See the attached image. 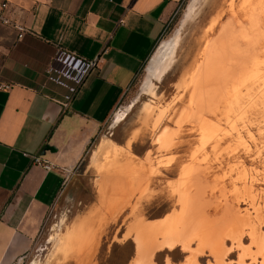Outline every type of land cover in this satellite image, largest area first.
<instances>
[{"label": "rangeland", "instance_id": "1", "mask_svg": "<svg viewBox=\"0 0 264 264\" xmlns=\"http://www.w3.org/2000/svg\"><path fill=\"white\" fill-rule=\"evenodd\" d=\"M240 3L241 0H183L165 23L161 37L104 124L103 138L128 151L136 162L146 161L154 172L147 185L144 184L146 188L134 191L128 206L114 220L110 218L106 213L108 200L109 197L114 200L118 192H110L109 197L102 200L97 185L98 167L93 163L91 166L90 161L93 146L79 166L67 174L61 193L48 211L26 258L13 264L33 261L56 264L53 252L56 239L89 233L104 218L106 223L96 251L90 262L84 264H129L136 255L133 232L127 233L134 225L132 209L138 200L141 218L148 223L164 220L171 212L178 214L181 206L190 201L193 211L199 213L195 222H199V227H211L214 237H223L225 249L233 247L228 231L243 219L241 249L229 251L224 264H237L242 250L251 254L255 251L249 238L252 228L259 233L264 245V106L247 113L246 101L250 98L256 71L248 69L245 75H229L222 92L215 95L200 121L188 122L179 132L175 124L188 104L191 75L202 62L205 47L218 38L219 31L234 19L232 17L242 21ZM258 58L256 68L264 77V50ZM117 115L120 117L115 120ZM164 129L171 131L172 143L177 144L168 151H160L156 141ZM125 156L118 157L119 164L125 163ZM105 161L113 162V158L103 161L101 158L99 162ZM183 170L192 172V186L178 201L172 194ZM129 178L134 182L138 175ZM195 246L194 242L190 245L191 249H196ZM188 254L179 246L163 248L153 253L151 261L152 264H167V261L180 264ZM250 259L245 257L244 264L262 262L261 258L255 262ZM197 263L214 264V260L205 253L197 257ZM62 264L78 262L69 257Z\"/></svg>", "mask_w": 264, "mask_h": 264}, {"label": "crops", "instance_id": "2", "mask_svg": "<svg viewBox=\"0 0 264 264\" xmlns=\"http://www.w3.org/2000/svg\"><path fill=\"white\" fill-rule=\"evenodd\" d=\"M182 1L0 0V80L13 84L0 90V264L29 252L95 146L93 166L104 124Z\"/></svg>", "mask_w": 264, "mask_h": 264}, {"label": "bare ground", "instance_id": "3", "mask_svg": "<svg viewBox=\"0 0 264 264\" xmlns=\"http://www.w3.org/2000/svg\"><path fill=\"white\" fill-rule=\"evenodd\" d=\"M240 15L243 17L242 21H238L235 16L232 17L234 19H231L219 31L218 38L205 47L203 60L194 74L191 75L189 84L192 85V90L188 104L181 110L175 120L178 132L188 122L194 119L201 120L208 107L211 106L215 95L222 92L225 80L231 74L240 73L245 75L247 73L245 71L248 69L256 71L253 73L255 75L253 88L249 90L250 100L244 98V100H248L247 113L264 106V102L261 101V99L264 100V77L259 74L258 68H256L259 63L258 56L264 50V0H241ZM231 16H233V12ZM209 80L213 81L208 83ZM213 92L215 94L208 98V95ZM119 117L117 115L115 120H118ZM212 132L216 133V130L213 129ZM171 137L172 133L169 129H164L157 135L156 141L160 151H168L170 147L177 145L172 143L173 139ZM207 141L204 140V142ZM124 154L127 160L125 163L119 164L117 159L121 155L124 156ZM103 157L105 158L103 159ZM109 157L113 158V162L105 161V163L100 164L101 158L103 161ZM93 164L96 168L98 167L97 185L102 200L108 198L110 192H118L117 195L115 194L114 200L109 197V206L106 208V213L113 220L124 207L128 206L132 193L136 190L141 192L145 189L144 184L148 183L149 178L154 174L146 161L143 163L141 161L136 162L128 151L116 146L106 138L99 145L94 155ZM254 171L257 174V171ZM180 173L181 177H179V181L177 180V185L172 194V196L175 197L176 195L178 197V201L181 200L183 195L188 194L193 178L192 172L188 170H183ZM134 174L138 175V179L135 178V183L131 182L129 178ZM261 174H258V176ZM111 175L115 176L112 178ZM242 175H245V172ZM242 175L241 179H243ZM262 176L264 175L262 174ZM139 201L132 209L134 225L127 233L128 235L131 231L133 232L132 239L135 243L136 257L132 264H152L151 259L156 250L172 249L175 246H179L182 251L189 253L184 264H198L197 257L205 253L211 256L214 264H224L223 260L229 251L241 249L240 237L242 228L245 225L243 219L235 222L234 227L232 226V229L228 231V237L233 247L231 249L227 248V250L224 248L223 237H214L210 231L212 230L211 227H199V222H195L199 219V213L193 211L190 201L181 206L178 214L176 212L171 213L164 220L155 223L142 220L138 210ZM105 223L106 218L99 221L98 227L89 233H75L56 239L53 247L56 264H62L69 257L75 258L78 264L89 263L96 251L99 235ZM249 238L251 244L255 247V251L253 250L254 252L251 254L247 250H242L241 255L239 252L240 256L237 264H244L245 257H250L252 262L257 261V258H261V264H264V245L255 228L250 230ZM192 242L197 243L196 249H191ZM31 264L38 263L33 261ZM167 264H170L169 261H167Z\"/></svg>", "mask_w": 264, "mask_h": 264}, {"label": "built area", "instance_id": "4", "mask_svg": "<svg viewBox=\"0 0 264 264\" xmlns=\"http://www.w3.org/2000/svg\"><path fill=\"white\" fill-rule=\"evenodd\" d=\"M2 9H5L7 7L6 3H2L1 6H0ZM0 20L3 24H7V20L4 19L1 15H0ZM23 36V34H19L18 35V39H21ZM97 64V60L93 61L90 63L91 66H95ZM2 67V61L0 59V69ZM13 86L12 83H7V82H3L0 80V90H9L11 87ZM26 157L30 158L31 159V162L34 164V165H37V166H41L43 169L49 171L52 169V166L48 163H46L45 161H43L40 157L38 156H34V155H29V154H24ZM69 174V172L67 173ZM67 177V176H66ZM23 257H20L17 262H21L23 261Z\"/></svg>", "mask_w": 264, "mask_h": 264}, {"label": "flooded vegetation", "instance_id": "5", "mask_svg": "<svg viewBox=\"0 0 264 264\" xmlns=\"http://www.w3.org/2000/svg\"><path fill=\"white\" fill-rule=\"evenodd\" d=\"M26 255H27V253L24 255V258H23V260L26 258ZM23 257V256H22ZM18 260V259H17Z\"/></svg>", "mask_w": 264, "mask_h": 264}]
</instances>
